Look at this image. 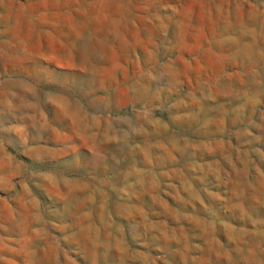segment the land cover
I'll return each instance as SVG.
<instances>
[{"label":"rangeland","instance_id":"374dc122","mask_svg":"<svg viewBox=\"0 0 264 264\" xmlns=\"http://www.w3.org/2000/svg\"><path fill=\"white\" fill-rule=\"evenodd\" d=\"M0 264H264V0H0Z\"/></svg>","mask_w":264,"mask_h":264},{"label":"bare ground","instance_id":"6f19581e","mask_svg":"<svg viewBox=\"0 0 264 264\" xmlns=\"http://www.w3.org/2000/svg\"><path fill=\"white\" fill-rule=\"evenodd\" d=\"M84 64V63H83Z\"/></svg>","mask_w":264,"mask_h":264}]
</instances>
